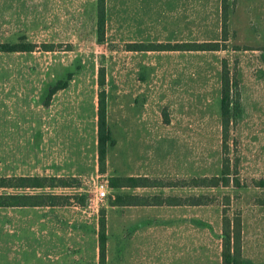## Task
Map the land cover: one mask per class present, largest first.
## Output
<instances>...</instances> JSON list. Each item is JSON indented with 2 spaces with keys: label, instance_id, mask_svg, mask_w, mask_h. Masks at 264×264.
<instances>
[{
  "label": "rangeland",
  "instance_id": "374dc122",
  "mask_svg": "<svg viewBox=\"0 0 264 264\" xmlns=\"http://www.w3.org/2000/svg\"><path fill=\"white\" fill-rule=\"evenodd\" d=\"M227 3L228 40L218 51L170 49L219 42L221 0H104L102 29L97 0H29L23 14L0 15V46L56 58V78L41 87L39 105L61 115L63 171L74 187L57 193L76 205L58 224L55 264H222L228 201L229 217L241 216L240 264H264V0ZM223 59L240 94L229 135L232 184L180 188L220 175ZM99 96L108 134L102 169ZM41 145L32 144V153H41ZM138 177L162 186L111 187ZM99 182L107 185L104 200L96 197ZM201 195L208 204L121 205L134 196Z\"/></svg>",
  "mask_w": 264,
  "mask_h": 264
},
{
  "label": "crops",
  "instance_id": "0c3cea01",
  "mask_svg": "<svg viewBox=\"0 0 264 264\" xmlns=\"http://www.w3.org/2000/svg\"><path fill=\"white\" fill-rule=\"evenodd\" d=\"M28 3L0 0V15L23 14ZM30 53L0 52V179L13 180L0 187V195L29 197L26 206L0 207V264H42V258L55 264L62 247L58 224L76 205L71 200L61 205L57 193L64 188L58 180L73 178L63 171L61 115L52 106L39 105L41 87L56 78V58ZM32 144H42V152L34 148L32 153ZM21 179L40 182L24 185ZM39 197L44 199H34Z\"/></svg>",
  "mask_w": 264,
  "mask_h": 264
},
{
  "label": "trees",
  "instance_id": "16d2710c",
  "mask_svg": "<svg viewBox=\"0 0 264 264\" xmlns=\"http://www.w3.org/2000/svg\"><path fill=\"white\" fill-rule=\"evenodd\" d=\"M98 8V26L99 29L103 28L104 23V0H97ZM228 3L227 0H221V34L220 41L214 43H204L202 45L198 44H186L183 46H174L170 50L173 51H218L226 49V42L228 40V29H227V14ZM1 51H22L18 48H13L8 45L0 46ZM99 84L103 85V77L100 76ZM240 94H239V84L235 75L230 76V70L225 59L221 63L220 72V136H221V152L223 155L221 171L219 176L214 177H203L198 179H191L188 182H180L179 186L182 187H192V188H218V187H229L231 183V166L229 160V135L230 130L235 125L236 118L240 115L239 106ZM97 127H98V150H99V162L101 169L104 164L105 157V146L107 141V127L105 118V108H104V98L99 96L98 107H97ZM237 160L233 165V172L236 174ZM12 179H0V187H8L12 183ZM26 185V182H40L39 179H21ZM126 181L132 182L129 185H121L111 187H161L160 184H149L150 181L147 178H126ZM62 187H74V178H62L57 181ZM160 183V182H157ZM22 185V186H24ZM25 187V186H24ZM31 199V198H30ZM35 200H42L44 198H34ZM50 205H54L53 201H50V197L45 198ZM61 205H70L71 198L68 196H60ZM138 199H142L143 202H139ZM153 201H148L147 198H138L134 196V202L127 203V205H144V206H200L209 203V199L206 196H188L184 199L179 197H162L153 196ZM29 197L26 196H7L0 195V207L8 206H26ZM53 200V199H52ZM39 202V203H43ZM59 203V202H58ZM122 205V204H121ZM124 205V204H123ZM126 205V204H125ZM226 208L223 210L222 221H221V233H222V264H240L241 263V216L240 214L234 213L232 217L227 214V207L229 206V201L225 204ZM99 252L100 257L104 259L105 254V223L104 219L101 218L99 225Z\"/></svg>",
  "mask_w": 264,
  "mask_h": 264
},
{
  "label": "built area",
  "instance_id": "2783aa9c",
  "mask_svg": "<svg viewBox=\"0 0 264 264\" xmlns=\"http://www.w3.org/2000/svg\"><path fill=\"white\" fill-rule=\"evenodd\" d=\"M96 191H97V194H96L97 199L104 200L105 198H107V192H106L107 191V185H106V183H103V182L97 183Z\"/></svg>",
  "mask_w": 264,
  "mask_h": 264
}]
</instances>
